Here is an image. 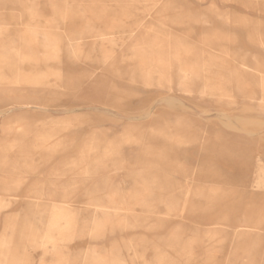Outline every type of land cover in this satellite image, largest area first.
<instances>
[{"label": "rangeland", "instance_id": "374dc122", "mask_svg": "<svg viewBox=\"0 0 264 264\" xmlns=\"http://www.w3.org/2000/svg\"><path fill=\"white\" fill-rule=\"evenodd\" d=\"M0 264H264V0H0Z\"/></svg>", "mask_w": 264, "mask_h": 264}, {"label": "bare ground", "instance_id": "6f19581e", "mask_svg": "<svg viewBox=\"0 0 264 264\" xmlns=\"http://www.w3.org/2000/svg\"><path fill=\"white\" fill-rule=\"evenodd\" d=\"M182 72H184V71H182ZM186 74V73H185Z\"/></svg>", "mask_w": 264, "mask_h": 264}]
</instances>
